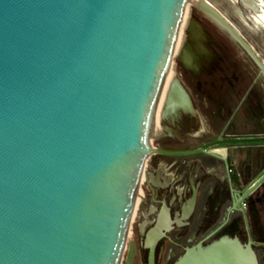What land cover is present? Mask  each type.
Returning <instances> with one entry per match:
<instances>
[{
	"label": "water",
	"instance_id": "95a60500",
	"mask_svg": "<svg viewBox=\"0 0 264 264\" xmlns=\"http://www.w3.org/2000/svg\"><path fill=\"white\" fill-rule=\"evenodd\" d=\"M189 3L0 0V264L122 263ZM200 8L264 78L240 32ZM168 96L189 100L177 77ZM174 264L260 261L252 241L222 235Z\"/></svg>",
	"mask_w": 264,
	"mask_h": 264
},
{
	"label": "flooded vegetation",
	"instance_id": "af4514ba",
	"mask_svg": "<svg viewBox=\"0 0 264 264\" xmlns=\"http://www.w3.org/2000/svg\"><path fill=\"white\" fill-rule=\"evenodd\" d=\"M201 1L235 27L264 61L215 3L196 0L194 8L188 9L182 25L186 33L180 34L177 63L171 73L189 100L169 105L170 78L158 109L154 151L146 162L132 237L121 264H126L130 243L135 246L133 264H174L187 247L207 244L222 235L252 241L262 264L264 181L248 191L264 174V146L258 163L247 161L245 153L251 145L264 143L222 141L264 136L261 131L235 130L244 108L256 114L249 104L253 96H260L258 79L264 78L242 47L200 8ZM224 1L241 17L264 21V0H253L255 5L244 0ZM252 66L258 71L256 76ZM258 101L261 104L260 98ZM258 126H264V118H259Z\"/></svg>",
	"mask_w": 264,
	"mask_h": 264
},
{
	"label": "rangeland",
	"instance_id": "374dc122",
	"mask_svg": "<svg viewBox=\"0 0 264 264\" xmlns=\"http://www.w3.org/2000/svg\"><path fill=\"white\" fill-rule=\"evenodd\" d=\"M209 1L215 3L222 11L228 14L230 19L242 30L243 34L254 44L256 50L264 59V21H259V22H256L254 20L250 21L241 17L237 12L232 10L224 0H209ZM195 2L196 0H190V3L188 5V9L190 11L194 8ZM184 33H186L185 26L182 27L180 34L183 35ZM176 63H177V56L174 57L172 71H175ZM250 70L253 76L257 75L258 71L255 67H253ZM258 85L261 94L260 96H253L249 104L252 107V109L255 110L256 114H254L249 107H246V109L244 108L242 112L238 115L237 120L235 121L236 131H245L249 133L261 131L264 133V126H260V127L258 126L259 118H261V120L264 118V80L262 78L258 79ZM259 98L262 105L258 101ZM257 106L258 107L260 106L259 110L257 109ZM262 146H264V144L251 145V147L248 148L247 152L245 153V159L247 161L252 160L254 164L258 163L262 157V153L260 152L264 150ZM262 220H264L263 217ZM131 227H132V223H131ZM131 227L128 235L129 239L132 237ZM262 264H264V257L262 258Z\"/></svg>",
	"mask_w": 264,
	"mask_h": 264
},
{
	"label": "bare ground",
	"instance_id": "6f19581e",
	"mask_svg": "<svg viewBox=\"0 0 264 264\" xmlns=\"http://www.w3.org/2000/svg\"><path fill=\"white\" fill-rule=\"evenodd\" d=\"M174 77H175V76H172V73L170 72V74H169V76H168V79H167V82H166V83H168V80L171 78V79H170L169 90L167 91L168 93L166 94V96H168V94H169V91H170V88H171V84H172V81H173ZM166 86H167V84H166ZM166 86H165V88H166ZM164 94H165V89H164V93H163L162 96H164Z\"/></svg>",
	"mask_w": 264,
	"mask_h": 264
}]
</instances>
